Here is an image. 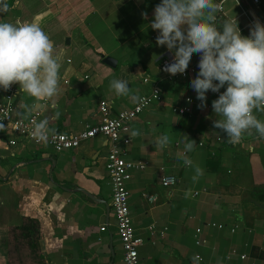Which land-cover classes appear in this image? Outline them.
<instances>
[{
    "label": "crops",
    "instance_id": "1",
    "mask_svg": "<svg viewBox=\"0 0 264 264\" xmlns=\"http://www.w3.org/2000/svg\"><path fill=\"white\" fill-rule=\"evenodd\" d=\"M252 1L213 0L222 5L217 26L236 20L241 34L249 36L254 21L264 24V0ZM161 2L6 0L9 10L0 22L38 23L61 65L52 100L37 101L21 93L19 84L11 86L16 117L21 118L17 113L23 105L37 104L31 115L39 114L38 121L58 111L49 126L77 134L101 123V102L113 117L135 104L116 96L111 80H127L140 96L157 84L161 101L131 122L129 144L118 146L126 161L144 165L131 170L126 187L132 228L143 239L140 264H264V138L254 133L234 144L227 141L226 133L213 126L220 117L212 102L220 93L207 92V106L198 107L191 81L199 72L200 54H193L189 68L195 73L186 78L168 80L160 72L164 59H174L166 46L157 45L158 32L150 27ZM4 94L0 89V99ZM184 106L189 113L179 112ZM254 115L264 120V113L254 110ZM133 131L139 135L131 136ZM164 134L170 143L157 147ZM183 135L196 141L192 152H185ZM108 150L106 139L97 136L56 152L0 127V249L9 231L34 230L46 264H124L105 168ZM185 156L193 167L185 166ZM195 165L203 174L193 182ZM166 176H174L176 184L164 187Z\"/></svg>",
    "mask_w": 264,
    "mask_h": 264
},
{
    "label": "clouds",
    "instance_id": "2",
    "mask_svg": "<svg viewBox=\"0 0 264 264\" xmlns=\"http://www.w3.org/2000/svg\"><path fill=\"white\" fill-rule=\"evenodd\" d=\"M220 7L213 0H162L156 5L150 27L158 32L157 45L166 46L174 53L173 62L166 65L164 71L173 76L184 74L193 54H200L199 72L191 81V88L201 101L198 107L207 106V92L220 93L212 102L215 115L220 117L213 121V126L226 133L227 141L234 144L243 135L254 133L264 138V120L254 115V110L264 113V24L254 21L249 36L241 34L236 20H225L217 26L215 13ZM8 10L6 0H0V12ZM142 15L147 18V13ZM53 53L52 40L35 21L0 22V89L8 91L13 84H19L21 93L37 101L52 100L58 94L61 67ZM225 85L226 91L221 93ZM109 87L118 97L127 96L136 104L143 102L127 80L113 79ZM38 106L25 104L17 114L26 119ZM51 107L55 109L56 104L53 102ZM59 115L57 111L52 117L39 121L33 118L31 135L38 142H48L56 135V130L49 125ZM137 135L138 131L131 133L133 137ZM169 143L167 134L156 140L157 147ZM183 143L186 153L197 146L196 141L186 135H183ZM184 164L194 166L187 156ZM202 174V169L195 165L193 182Z\"/></svg>",
    "mask_w": 264,
    "mask_h": 264
},
{
    "label": "built area",
    "instance_id": "3",
    "mask_svg": "<svg viewBox=\"0 0 264 264\" xmlns=\"http://www.w3.org/2000/svg\"><path fill=\"white\" fill-rule=\"evenodd\" d=\"M254 5L259 4V0L252 1ZM221 5V3H219ZM222 6V5H221ZM222 7L216 13V21H218V14H221ZM173 62V59H164L160 66V72L168 80H174L178 77L186 78L189 74L195 73L193 67L188 68L184 74H177L175 76L164 71L166 65ZM146 82V80H144ZM16 92L10 88L5 91L3 98L0 99V125L9 130L13 134L26 139L37 145H48L56 152H62L70 149H75L85 141L93 139L97 136H102L106 139L109 150L106 158L105 168L110 178L112 188V202L114 217L116 220L117 234L122 244L123 261L124 264H140L138 257V248L143 244V239L134 234L132 228L131 218L128 207V191L127 183L131 180L130 172L135 168L143 169L144 165H134L124 159V153L118 147L119 144L128 145L130 137L128 136L131 122L152 103L161 101L160 87L155 84L152 87L150 94L141 96L143 102L134 104L129 110L122 111L116 116H111L106 102H101L99 111L103 117L101 123L96 126L87 127L85 130L77 134L57 133L55 136L49 138L48 142H38L32 135V126L30 121L34 118L38 121L39 114H34L26 119L18 118L15 114V106L13 99ZM192 103L190 98L185 99V103ZM189 103V104H191ZM180 113H189L190 109L186 106L178 108ZM15 140H11L9 145H14ZM174 176H166L162 180L164 187H170L176 184ZM220 228V226H218ZM104 231L105 228H101ZM199 230L196 231V244L200 245L202 242L197 238ZM196 258H199L198 256Z\"/></svg>",
    "mask_w": 264,
    "mask_h": 264
},
{
    "label": "rangeland",
    "instance_id": "4",
    "mask_svg": "<svg viewBox=\"0 0 264 264\" xmlns=\"http://www.w3.org/2000/svg\"><path fill=\"white\" fill-rule=\"evenodd\" d=\"M37 238L34 230L9 231L7 244L0 249V264H46L38 254Z\"/></svg>",
    "mask_w": 264,
    "mask_h": 264
},
{
    "label": "water",
    "instance_id": "5",
    "mask_svg": "<svg viewBox=\"0 0 264 264\" xmlns=\"http://www.w3.org/2000/svg\"><path fill=\"white\" fill-rule=\"evenodd\" d=\"M104 62H105L107 65H109V66H114V65H113V62H114V61H112V59H110V58H106Z\"/></svg>",
    "mask_w": 264,
    "mask_h": 264
},
{
    "label": "trees",
    "instance_id": "6",
    "mask_svg": "<svg viewBox=\"0 0 264 264\" xmlns=\"http://www.w3.org/2000/svg\"><path fill=\"white\" fill-rule=\"evenodd\" d=\"M5 14H6V12H0V18H3Z\"/></svg>",
    "mask_w": 264,
    "mask_h": 264
}]
</instances>
